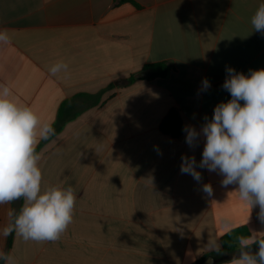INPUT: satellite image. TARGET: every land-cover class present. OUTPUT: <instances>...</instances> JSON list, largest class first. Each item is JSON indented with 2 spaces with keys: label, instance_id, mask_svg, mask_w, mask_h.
I'll return each mask as SVG.
<instances>
[{
  "label": "crops",
  "instance_id": "obj_1",
  "mask_svg": "<svg viewBox=\"0 0 264 264\" xmlns=\"http://www.w3.org/2000/svg\"><path fill=\"white\" fill-rule=\"evenodd\" d=\"M261 3L0 0V29L10 37L0 44V84L57 125V136L37 147L43 187L71 185L78 198L59 241L13 234L0 238V249L16 264H199L208 256L228 264L239 243L227 256L209 251V240L224 252L233 230L264 236L259 207L250 212L236 185L223 187L222 175L207 169L197 167L199 182L180 171L182 156L199 164L205 143L201 135L190 148L185 126L199 131L215 106L231 99L222 88L226 68L245 75L264 68V36L251 25ZM61 59L69 73L51 76ZM158 62H167L170 74L149 80L144 68ZM172 110L182 121L178 136L161 129ZM22 203L0 206V227Z\"/></svg>",
  "mask_w": 264,
  "mask_h": 264
},
{
  "label": "clouds",
  "instance_id": "obj_2",
  "mask_svg": "<svg viewBox=\"0 0 264 264\" xmlns=\"http://www.w3.org/2000/svg\"><path fill=\"white\" fill-rule=\"evenodd\" d=\"M251 25L264 36V3L251 17ZM8 43V30L0 29V44ZM48 71L53 77L67 75L69 65L57 60ZM226 72L222 88L230 93L231 99L216 105L211 120L205 117L199 131L185 126V141L190 148L198 145L201 135L205 143L199 164L195 156H182L180 171L197 182L202 180L197 167L218 172L223 177V187L236 185L233 192L250 212L259 207L258 218L264 223V68L249 70L248 75L231 67ZM210 87L204 78L201 91ZM13 96L10 86L0 84V206L21 200L23 203L19 210L9 208L7 223L0 227V238L15 234L25 242L55 243L73 223L77 194L71 185L43 187L42 155L37 147L41 141L57 136L54 122L42 120L30 106L17 103ZM203 191L211 196V184H204ZM222 223L229 227L227 221ZM206 247L217 255L223 254L216 239L209 240ZM0 262L16 264L15 258L2 249ZM228 264H264V236L258 233L241 236L238 251Z\"/></svg>",
  "mask_w": 264,
  "mask_h": 264
},
{
  "label": "trees",
  "instance_id": "obj_3",
  "mask_svg": "<svg viewBox=\"0 0 264 264\" xmlns=\"http://www.w3.org/2000/svg\"><path fill=\"white\" fill-rule=\"evenodd\" d=\"M144 70L148 72L147 78L149 80H154L157 78H166L170 74L171 68L167 62H158V63L146 65ZM58 123H59V127L61 128L63 121L61 119H58ZM54 128L57 130V125L54 126ZM181 128H182V121L180 118V114L177 110H172L170 114L167 116V118L161 124V129L163 132L172 134L174 136H178L180 134ZM241 236L249 237L250 236L249 230L245 227H242L231 231L224 237L223 239L224 255L229 256L235 251L237 244L239 243V238Z\"/></svg>",
  "mask_w": 264,
  "mask_h": 264
},
{
  "label": "water",
  "instance_id": "obj_4",
  "mask_svg": "<svg viewBox=\"0 0 264 264\" xmlns=\"http://www.w3.org/2000/svg\"><path fill=\"white\" fill-rule=\"evenodd\" d=\"M142 75H146V73H143ZM220 261L221 259L214 258L213 256H208L199 264H218Z\"/></svg>",
  "mask_w": 264,
  "mask_h": 264
}]
</instances>
